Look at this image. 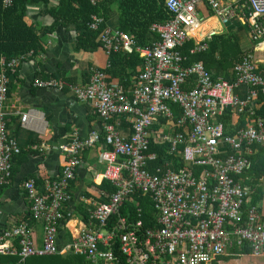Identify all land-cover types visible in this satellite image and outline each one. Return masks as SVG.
<instances>
[{"label":"built area","instance_id":"obj_1","mask_svg":"<svg viewBox=\"0 0 264 264\" xmlns=\"http://www.w3.org/2000/svg\"><path fill=\"white\" fill-rule=\"evenodd\" d=\"M202 2L223 23L232 21L242 2L252 39L257 41L264 35V0H166L171 18L163 24H152L151 31L159 38L147 47H140L129 33L105 24L103 16L93 15L90 22L94 32L105 25L99 41L109 58L126 49L139 54L143 70L132 88L110 82L98 71L86 85L56 78L33 81L36 88L71 92L78 101L95 108L104 123L108 146L102 151L107 164L104 177L115 190L108 201L96 204L89 226L59 250L57 226L64 219V205L72 197L70 184L76 177L79 155L101 140L97 132L87 137L74 133L65 148L66 162L60 176L46 180L43 191L37 189L33 178L23 184L31 216L43 222L42 244L34 243L30 227L22 222L0 233V255H18L22 262L31 257L71 253L86 256L95 264H212L232 249L247 247L254 257L264 256V201L252 204L255 188L245 183L253 145L264 144V122L258 120L228 135L220 121L226 109L245 111L254 90L264 95V76L249 55L235 65L233 82L214 81L202 62L187 65L188 57L182 49L199 25L198 5ZM207 48L208 43H199L191 53ZM19 63L15 59L9 66L15 70ZM240 85L252 89L245 101L235 92ZM8 94L9 79L2 74L0 186L11 180L13 158L21 152L17 139L8 132L4 109ZM168 103L178 107L176 119ZM27 115H21L22 123ZM120 118L130 126V135L118 130L116 120ZM174 119L176 126L189 125V132H176ZM156 123L161 126L159 130L152 128ZM151 138L167 141L169 152L179 155L188 167L177 170L170 164H157L151 171L158 157L150 151ZM139 192L154 203L151 226H145L138 204L135 218H131V212L120 214L125 202Z\"/></svg>","mask_w":264,"mask_h":264},{"label":"crops","instance_id":"obj_2","mask_svg":"<svg viewBox=\"0 0 264 264\" xmlns=\"http://www.w3.org/2000/svg\"><path fill=\"white\" fill-rule=\"evenodd\" d=\"M49 1L50 5L55 6L60 0ZM239 3L238 13L229 23H223L206 2L200 3V22L192 33L191 40L196 46L208 43L214 35H233L241 50L239 61L243 56L249 55L256 70L264 76V35L257 41L252 39L249 22L244 18L247 8L242 2ZM114 7V16L109 19L108 24L111 28H117V6ZM25 20L32 24V30L39 35L41 49L20 59L9 78V94L4 109L8 132L17 139L21 154L15 155L12 161L11 180L0 186V233L15 224L26 222L30 226L31 238L40 246L43 240V222L34 220L30 214V201L24 181L33 178L37 189L43 191V187L38 185H42V182L44 185L46 180L56 179L62 173L66 162L65 148L74 133L87 137L97 132L101 136L95 146L85 149L79 155L76 177L70 184L72 197L64 205L65 216L57 226L56 244L60 250L73 243L80 231L89 226L96 204L106 201L111 193L113 185L104 177L107 164L102 160V151L108 146L104 139V123L90 103L78 101L71 92L56 88H36L33 81L56 78L86 85L94 75L93 72L98 71L104 73L110 82H120L127 72L124 73L121 66L116 73L122 71V78L108 75L110 58L102 49L99 37L96 47L89 42L83 46L79 43V37L84 31H78L73 24L59 25L54 31H48L47 26L55 19L45 12L42 4L28 5ZM86 45L88 48H85ZM215 59H219V56L216 55ZM223 73V78L227 81L233 82L236 79L234 68ZM243 88L245 92L247 90L249 97L252 89L247 86ZM235 92L239 96L240 87ZM248 103L242 113L229 109L232 111L229 130H234L241 123L253 124L258 120L264 122V95L254 90ZM24 113L28 115L22 123L21 115ZM116 122L123 135L131 134V128L124 118L117 119ZM160 127L158 125L156 130ZM259 186L264 192V179L259 180ZM56 255L51 264L56 263L58 256H76L71 253ZM38 261L39 259L31 257L22 262L18 255H0V264H37Z\"/></svg>","mask_w":264,"mask_h":264},{"label":"trees","instance_id":"obj_3","mask_svg":"<svg viewBox=\"0 0 264 264\" xmlns=\"http://www.w3.org/2000/svg\"><path fill=\"white\" fill-rule=\"evenodd\" d=\"M32 4H42L45 12L54 17V22H52L50 26H47L48 31L52 32L57 26L64 24L66 26L73 24L78 31H84V34L79 37V43L83 46L89 42L96 47L97 37H99L100 31H103L105 26L102 25V28L98 32L91 30L90 22L93 20V15L103 16L105 18V24H109V19L114 16L115 5L117 6L118 15L117 28L129 33L140 47L150 46L159 38L157 34L151 31L152 24H163L171 18V14L166 7V0H60L58 5L55 6L50 5L49 0H12L10 4H6L5 0H0V77L2 74H5L9 79L12 75L11 73L15 72L9 66L12 60H20L29 54L32 55L37 53L41 49L39 35L32 30V24L25 20L27 7ZM194 44V41L190 40L182 49V53L188 57L187 65L193 62H202L210 72L214 81L219 79L226 80V78H223V71L234 68L235 65L240 62L241 50L233 35H214L208 42V48L205 51L192 54L191 50L195 47ZM85 48H88V45H86ZM216 55L219 56V59H215ZM121 66H123L124 73L126 71L127 75L123 77L124 80L120 81V83H122L125 88L130 89L134 86L137 76L143 70V61L139 54L134 52L133 49L120 51L111 56L110 67L107 71L108 75L122 78L120 75L122 71L116 73ZM243 86H239V99L245 101L248 93L247 90L245 92ZM239 87L236 89H239ZM168 106L171 107L173 116L176 119L179 115L178 107L172 103H168ZM231 114L232 111L226 109L225 113H223L220 118L221 122H225L223 124L228 135L237 134L239 127L243 128L245 125V123H241L234 128V130L233 128L229 130ZM242 118L243 115H241L240 120H242ZM175 119L172 121L173 125H175ZM251 124L252 123H249L247 125ZM158 125L159 124L156 123L152 128L156 130ZM189 130V125H175L176 132L186 134ZM169 149L170 144L167 141L160 143L154 140V138H151L150 151L158 155L154 163L151 164V171H154L155 165L157 164H170L173 169L177 170L179 168L188 167L187 163L183 161L179 155L173 152L170 153ZM249 155L252 164L250 169L246 172L247 176L245 178V183L255 188L250 202L260 205L264 198V192L259 186V179L264 177V144H254L253 152ZM38 186L42 188L43 182L42 185ZM114 190L115 186L113 185L111 192ZM108 200L109 197L106 201ZM136 204L142 208V217L145 221V226H151L152 222H150L149 219L155 216L154 203L149 196L143 195L141 192L125 202L124 206L121 208L120 214L126 216L131 212V218H135V211H137ZM115 220L116 215H114L110 221L113 223ZM56 256L57 255L33 258L39 259L37 264H51L53 258ZM261 257L262 258H256L251 255L247 247H240L239 249L231 250L230 253L226 255L216 257L212 264L227 263L230 258V264H238L239 259L244 263L251 262L254 264L255 261L256 264H259V259L264 260V256ZM56 259L55 264H95L86 256L82 255H64L58 256ZM261 264H264V261H262Z\"/></svg>","mask_w":264,"mask_h":264},{"label":"rangeland","instance_id":"obj_4","mask_svg":"<svg viewBox=\"0 0 264 264\" xmlns=\"http://www.w3.org/2000/svg\"><path fill=\"white\" fill-rule=\"evenodd\" d=\"M247 126V124H245L244 125V127H246ZM256 258H258V257H256ZM260 258H262V257H260ZM231 259V258H230ZM230 259L228 260L229 262H224V263H222V264H230ZM249 260H251V259H249ZM262 261H264L263 259H259V264H261V262ZM238 264H252L251 262H248V263H244V262H242V261H240V259H239V261H238ZM254 264H256V262L254 261Z\"/></svg>","mask_w":264,"mask_h":264}]
</instances>
